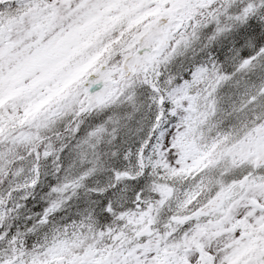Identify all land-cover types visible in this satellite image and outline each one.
Listing matches in <instances>:
<instances>
[{"label":"snow or ice","instance_id":"1","mask_svg":"<svg viewBox=\"0 0 264 264\" xmlns=\"http://www.w3.org/2000/svg\"><path fill=\"white\" fill-rule=\"evenodd\" d=\"M0 264H264V0H0Z\"/></svg>","mask_w":264,"mask_h":264}]
</instances>
